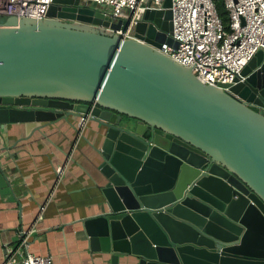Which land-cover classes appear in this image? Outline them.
<instances>
[{"label":"water","instance_id":"obj_1","mask_svg":"<svg viewBox=\"0 0 264 264\" xmlns=\"http://www.w3.org/2000/svg\"><path fill=\"white\" fill-rule=\"evenodd\" d=\"M170 7L145 11L135 39L96 28L129 20L81 0L5 19L0 130L88 113L106 128L104 206L86 225L113 262L264 264V51L244 81L205 85L157 49L178 45Z\"/></svg>","mask_w":264,"mask_h":264},{"label":"crops","instance_id":"obj_2","mask_svg":"<svg viewBox=\"0 0 264 264\" xmlns=\"http://www.w3.org/2000/svg\"><path fill=\"white\" fill-rule=\"evenodd\" d=\"M11 123L0 130V264L28 231L29 251L53 264H135L136 257L102 251L87 221L102 212L100 148L105 129L91 117ZM63 174L58 176L57 169ZM131 262V263H130Z\"/></svg>","mask_w":264,"mask_h":264},{"label":"built area","instance_id":"obj_3","mask_svg":"<svg viewBox=\"0 0 264 264\" xmlns=\"http://www.w3.org/2000/svg\"><path fill=\"white\" fill-rule=\"evenodd\" d=\"M164 0H81L104 8L112 22L129 20L126 31L96 25L95 27L123 39H135L134 28L147 10H162ZM228 17L226 29L218 14L216 0H171L170 37L174 48L162 44L161 53L186 68L205 85L228 90L227 85L244 81L241 72L259 51H264V0H222ZM54 0H0V19H47ZM0 23L2 21L0 20ZM93 117L78 118L80 127ZM62 167L57 175L63 174ZM19 242L5 264H53L50 256L29 251L28 231L19 232Z\"/></svg>","mask_w":264,"mask_h":264},{"label":"trees","instance_id":"obj_4","mask_svg":"<svg viewBox=\"0 0 264 264\" xmlns=\"http://www.w3.org/2000/svg\"><path fill=\"white\" fill-rule=\"evenodd\" d=\"M216 6H217V11H218L219 16L221 17L223 23L225 24L226 29H228L227 12H226V10L224 8L222 0H216Z\"/></svg>","mask_w":264,"mask_h":264},{"label":"rangeland","instance_id":"obj_5","mask_svg":"<svg viewBox=\"0 0 264 264\" xmlns=\"http://www.w3.org/2000/svg\"><path fill=\"white\" fill-rule=\"evenodd\" d=\"M0 20H1V21L3 20L2 22H4L5 18H1Z\"/></svg>","mask_w":264,"mask_h":264},{"label":"bare ground","instance_id":"obj_6","mask_svg":"<svg viewBox=\"0 0 264 264\" xmlns=\"http://www.w3.org/2000/svg\"><path fill=\"white\" fill-rule=\"evenodd\" d=\"M261 251V250H260ZM234 261H238V260H234Z\"/></svg>","mask_w":264,"mask_h":264}]
</instances>
